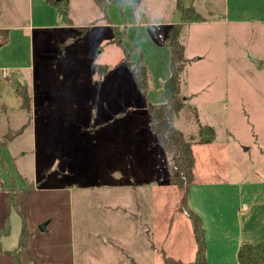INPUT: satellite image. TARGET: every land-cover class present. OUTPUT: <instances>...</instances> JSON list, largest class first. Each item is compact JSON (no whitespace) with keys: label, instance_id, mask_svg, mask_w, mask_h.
I'll list each match as a JSON object with an SVG mask.
<instances>
[{"label":"rangeland","instance_id":"rangeland-1","mask_svg":"<svg viewBox=\"0 0 264 264\" xmlns=\"http://www.w3.org/2000/svg\"><path fill=\"white\" fill-rule=\"evenodd\" d=\"M68 1L71 23L45 0H0V227L8 217L11 231L0 264H12L5 252L17 250L24 221L22 264H153L167 251L163 230L176 228L183 196L166 180V156L126 59L143 57L149 103L165 104L167 39L184 24L185 105L173 120L196 126L187 134L199 165L189 194L213 204L242 167L246 189L262 197L264 0H113L106 13L94 0ZM91 64L107 66L101 82ZM23 86L28 110L16 92ZM212 134L211 142L229 143L213 158L201 145Z\"/></svg>","mask_w":264,"mask_h":264},{"label":"trees","instance_id":"trees-1","mask_svg":"<svg viewBox=\"0 0 264 264\" xmlns=\"http://www.w3.org/2000/svg\"><path fill=\"white\" fill-rule=\"evenodd\" d=\"M51 7L58 10V13L68 18L69 1L68 0H45ZM99 6L101 12L106 13L107 5L113 0H94ZM193 9L191 10V12ZM198 17V16H197ZM70 19L68 18V21ZM184 24H179L171 28L167 43L171 48V77L165 82L164 90H166L165 104H152L149 103V75L145 60L140 56L138 62H130L126 59L129 67L130 74L133 76L138 90L147 102V110L150 125L154 136H156L158 145L164 151L168 166V177L171 184L177 187L182 192V199L180 206L181 210L187 211L191 226H193L194 240L196 241L197 253L196 259L192 262H181L172 257L166 258L164 264H208L206 252L208 249V241H206L205 227L203 226L202 218L200 215L187 209V199L189 188L194 183L195 171V156L193 150V140L188 138L179 131L175 125L173 118L181 112L184 107L183 96L181 94V72L185 67V47L178 41L182 27ZM115 36L114 42L118 45L122 44L123 35L120 37V31L115 27L113 28ZM107 68L97 67L99 74L103 75ZM24 88V86H23ZM16 92L23 100V108L30 109L31 96L28 90L24 88V92L20 93L18 89ZM200 127V132L209 130V128ZM211 132V131H210ZM213 138L210 136L207 139L201 138V142L209 143ZM30 189L25 192L29 195ZM23 233L20 237L18 248L14 252H5L11 257L12 264H22L20 260L21 252L27 248L29 232L27 231L26 221L22 229ZM9 218H6L4 226L0 227V253H2L3 246L1 244L2 237L10 234ZM238 264H264V244H251L245 243L242 245L237 253Z\"/></svg>","mask_w":264,"mask_h":264},{"label":"crops","instance_id":"crops-1","mask_svg":"<svg viewBox=\"0 0 264 264\" xmlns=\"http://www.w3.org/2000/svg\"><path fill=\"white\" fill-rule=\"evenodd\" d=\"M60 16L62 15L60 14ZM71 22L72 21L70 19L68 23ZM41 28L44 27L42 26ZM0 31H4V29H0ZM54 44L56 47L61 45L59 40L55 41ZM263 64L264 59H262V65ZM92 67V73L96 71L99 76L98 82H101L104 74H106L108 70L107 66H95L94 64H91V70ZM97 67H106L107 70L103 75H101L98 73ZM224 103L221 100V105H224ZM187 123L189 125H186ZM187 123H184L181 129H178L176 126L175 127L179 131H182L186 136L187 134L194 135L193 133L196 132V126L192 122ZM228 144V142L220 144L213 139L211 143L201 145L204 150L208 151L210 156H212L213 158V155L215 153L214 149L217 146L222 147ZM247 150L248 149H245L243 150V152H246ZM235 154L237 157L238 155L243 157V155H240L239 152H235ZM194 156L195 171L193 179L194 183L192 186H196L197 184V180L195 179V177L197 175L199 166L198 157L195 154V150ZM262 157H264V151H262ZM261 162H264V158H262ZM163 166L166 180L169 181L167 160ZM259 167L260 163L258 164L257 168ZM241 168L242 167L238 168L237 173H235V179L237 181H233L228 176H226L228 180H226V182L222 185V193H219V190H215L214 195L218 200L214 201L213 204H202V202H205L209 199V196L205 197L203 195H199V197L197 198V196L194 197V195H192L191 193L189 194L188 191V199L186 204L187 209L194 211L195 213L200 215L202 218L203 226L205 227L206 241H208V249L206 252L208 264H238L237 253L242 245H244L245 243L264 244V193H262L263 195L262 197H260L255 194V191L250 187H247L246 189L245 183L242 182L244 173L243 169ZM260 168L264 167L261 166ZM208 172L210 173L212 172V170L209 168ZM116 175V178H118L119 173H112L113 177H115ZM225 186L231 187V194L226 193ZM229 199L232 200V202H229ZM174 208L181 211L182 214H179L175 229H172L173 227H171L169 232L168 230H163V234L161 237L163 240L162 244H164L163 249L167 251L163 252L164 256H161V260H157V262H154L153 264H164L165 259L170 257L183 263L192 262L196 259L195 256L197 253V246L196 241L194 240L193 226H191L187 211L181 210L180 206H174ZM169 218L170 217L166 219L169 221L165 224L164 227L177 220L175 218V215L173 216V218ZM171 226H173V223ZM103 240V243H107L109 239L103 238Z\"/></svg>","mask_w":264,"mask_h":264},{"label":"water","instance_id":"water-1","mask_svg":"<svg viewBox=\"0 0 264 264\" xmlns=\"http://www.w3.org/2000/svg\"><path fill=\"white\" fill-rule=\"evenodd\" d=\"M55 1H61V0H55ZM253 62H254L255 64L257 63V66H260V65H261V62H260L259 60H257V59H256V60H253ZM22 132H23L22 130L17 131V132H11V133L7 136V139L12 140V138H14L15 135H17V134H19V133H22ZM47 224H48V222L42 224V225L40 226V230L43 231V232L47 231V230H46Z\"/></svg>","mask_w":264,"mask_h":264},{"label":"built area","instance_id":"built-area-1","mask_svg":"<svg viewBox=\"0 0 264 264\" xmlns=\"http://www.w3.org/2000/svg\"><path fill=\"white\" fill-rule=\"evenodd\" d=\"M2 77L6 78V77H10V73L8 71H2Z\"/></svg>","mask_w":264,"mask_h":264}]
</instances>
